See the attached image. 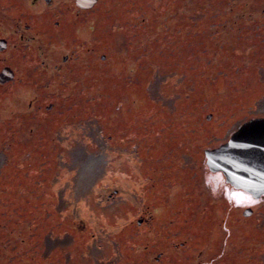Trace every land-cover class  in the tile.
Returning a JSON list of instances; mask_svg holds the SVG:
<instances>
[{"label": "rangeland", "instance_id": "rangeland-1", "mask_svg": "<svg viewBox=\"0 0 264 264\" xmlns=\"http://www.w3.org/2000/svg\"><path fill=\"white\" fill-rule=\"evenodd\" d=\"M28 3L0 0V264H264V198L204 157L264 117V0H100L77 80L36 72Z\"/></svg>", "mask_w": 264, "mask_h": 264}, {"label": "flooded vegetation", "instance_id": "flooded-vegetation-1", "mask_svg": "<svg viewBox=\"0 0 264 264\" xmlns=\"http://www.w3.org/2000/svg\"><path fill=\"white\" fill-rule=\"evenodd\" d=\"M99 1L97 0L91 8L83 9L76 4V0H29L28 9L23 6L17 8L25 21L23 23L24 31H29L32 27L38 26L40 32L37 34L43 33L51 37V39L39 37L40 43L37 36L28 37L27 43L31 42V39L32 42L37 40L39 46L36 56L42 58L39 65L43 69H36V72L51 70V74L58 76L61 80H77L81 68L87 69L90 75V71L96 72L97 65H104L107 62L111 55L105 52L97 56L95 27L84 20ZM19 26L20 23H18V28ZM13 33L19 41H26L22 34L23 31L13 30ZM84 38L88 39L85 40ZM51 41L57 43V55H54L53 50L50 49ZM7 46V40L0 38V53L4 54L7 51ZM5 68L11 71L12 78L0 85L8 83L11 86L17 85L21 79H16L15 69L13 70L7 65L3 67V69ZM35 92L37 93V90Z\"/></svg>", "mask_w": 264, "mask_h": 264}, {"label": "water", "instance_id": "water-1", "mask_svg": "<svg viewBox=\"0 0 264 264\" xmlns=\"http://www.w3.org/2000/svg\"><path fill=\"white\" fill-rule=\"evenodd\" d=\"M97 0H76L83 9L91 8ZM11 71L0 73V84L10 81ZM210 116L207 117L209 119ZM211 172H222L228 184L250 194L254 199L264 196V118L243 123L225 144L205 151ZM250 210L243 213L249 216Z\"/></svg>", "mask_w": 264, "mask_h": 264}, {"label": "snow or ice", "instance_id": "snow-or-ice-1", "mask_svg": "<svg viewBox=\"0 0 264 264\" xmlns=\"http://www.w3.org/2000/svg\"><path fill=\"white\" fill-rule=\"evenodd\" d=\"M247 199H250V197H249V198H247Z\"/></svg>", "mask_w": 264, "mask_h": 264}]
</instances>
